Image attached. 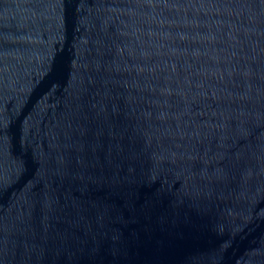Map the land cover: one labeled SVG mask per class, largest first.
Here are the masks:
<instances>
[{
	"label": "water",
	"instance_id": "obj_1",
	"mask_svg": "<svg viewBox=\"0 0 264 264\" xmlns=\"http://www.w3.org/2000/svg\"><path fill=\"white\" fill-rule=\"evenodd\" d=\"M238 0H0V264H235Z\"/></svg>",
	"mask_w": 264,
	"mask_h": 264
}]
</instances>
